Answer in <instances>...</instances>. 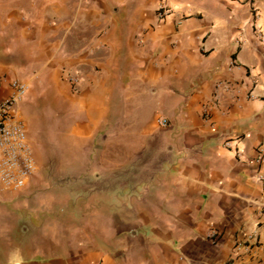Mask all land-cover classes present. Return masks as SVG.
<instances>
[{
    "label": "crops",
    "instance_id": "obj_1",
    "mask_svg": "<svg viewBox=\"0 0 264 264\" xmlns=\"http://www.w3.org/2000/svg\"><path fill=\"white\" fill-rule=\"evenodd\" d=\"M11 78L22 119L59 101L63 155L0 184V264H229L264 211V0H0V98Z\"/></svg>",
    "mask_w": 264,
    "mask_h": 264
},
{
    "label": "built area",
    "instance_id": "obj_2",
    "mask_svg": "<svg viewBox=\"0 0 264 264\" xmlns=\"http://www.w3.org/2000/svg\"><path fill=\"white\" fill-rule=\"evenodd\" d=\"M171 8L163 1L157 6L158 20L166 19L171 13ZM66 80L73 92L78 91L79 76L76 71L65 70ZM11 93L0 98V184L4 187L18 190L23 188L29 177L35 172L36 164L27 138L25 121L18 115L15 106L25 96L28 84L18 79H8ZM162 126L169 124L165 118H157ZM229 145V141L225 142ZM239 155V154H238ZM257 163L264 162V151L257 148L255 154ZM264 182V174L258 175ZM264 223V211L254 222L250 231L241 240L234 242L229 264H245L244 257L255 255L260 246L258 230Z\"/></svg>",
    "mask_w": 264,
    "mask_h": 264
},
{
    "label": "rangeland",
    "instance_id": "obj_3",
    "mask_svg": "<svg viewBox=\"0 0 264 264\" xmlns=\"http://www.w3.org/2000/svg\"><path fill=\"white\" fill-rule=\"evenodd\" d=\"M34 94L35 92L30 94L31 96L20 108L26 123L27 138L33 158L39 166V171H61L62 165L57 162V159L61 158L63 153L61 147H56L59 139L53 131L57 118L55 110L59 101L51 94L50 90L32 96ZM45 190V186L31 187V191L35 195H41Z\"/></svg>",
    "mask_w": 264,
    "mask_h": 264
}]
</instances>
